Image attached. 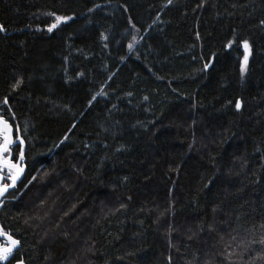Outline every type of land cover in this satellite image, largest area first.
<instances>
[{
  "label": "trees",
  "instance_id": "1",
  "mask_svg": "<svg viewBox=\"0 0 264 264\" xmlns=\"http://www.w3.org/2000/svg\"><path fill=\"white\" fill-rule=\"evenodd\" d=\"M0 25L3 264H264V0H0Z\"/></svg>",
  "mask_w": 264,
  "mask_h": 264
},
{
  "label": "snow or ice",
  "instance_id": "2",
  "mask_svg": "<svg viewBox=\"0 0 264 264\" xmlns=\"http://www.w3.org/2000/svg\"><path fill=\"white\" fill-rule=\"evenodd\" d=\"M171 2V0H169ZM52 15H55L54 13ZM71 17H56V23L51 24L48 27V31L51 32L54 28H56L57 24L63 20H69ZM3 25H0V31H3ZM131 48L132 45H129ZM243 47L245 49V55L243 57L244 65L247 64L248 54H249V43L248 41H243ZM208 65L205 64V68ZM242 71H244V67L242 66ZM17 85L13 87H18ZM99 95V93H98ZM95 99V97H93ZM3 103L7 105L8 99L4 98ZM241 102L238 100L235 104L237 110L241 108ZM67 139V137H65ZM18 142V143H17ZM25 141L22 137L16 136L13 137V125L9 123V120L2 114H0V181L4 180L3 172L7 170V179L11 181V183H0V196H3L10 187H14L16 181L19 179L21 174L24 172V168L22 163L25 159L24 153V145ZM17 145V160L14 162L12 159V145ZM35 179V177H33ZM0 236H4L7 238L8 243L6 245H0V260H7L9 255L13 252V249L19 244V241L16 240L10 233H6L0 228ZM261 244H264V240L260 241Z\"/></svg>",
  "mask_w": 264,
  "mask_h": 264
},
{
  "label": "water",
  "instance_id": "3",
  "mask_svg": "<svg viewBox=\"0 0 264 264\" xmlns=\"http://www.w3.org/2000/svg\"><path fill=\"white\" fill-rule=\"evenodd\" d=\"M13 137H14V136H13ZM21 178H22V174H21V176L19 177V179L16 181L15 186H14V187H10L9 190H8L6 193H4L3 196H0V207H1L2 203H3V201L8 197V195L18 187V185H19V183H20V181H21ZM0 183H3V181H0ZM0 239H1V240H6V241H7V238L4 237V236H0ZM19 248H20V242H19V244L13 249V252H12L11 254L16 253V252L19 250Z\"/></svg>",
  "mask_w": 264,
  "mask_h": 264
},
{
  "label": "flooded vegetation",
  "instance_id": "4",
  "mask_svg": "<svg viewBox=\"0 0 264 264\" xmlns=\"http://www.w3.org/2000/svg\"><path fill=\"white\" fill-rule=\"evenodd\" d=\"M0 114H2L3 115V112H2V110H0ZM9 123H11L10 121H9ZM12 124V123H11ZM13 136H14V138L16 137L15 136V128H14V126H13ZM18 143V142H17ZM12 159H13V161L15 162L16 160H17V145L16 144H13L12 145ZM22 166H23V168H24V172L22 173V178H23V176H24V173H25V159H24V161H23V163H22ZM6 172H7V170H4V172H3V175L4 174H6ZM5 177V176H4ZM22 178H21V180H22ZM21 182V181H20ZM3 183H11V181L10 182H7L6 180H5V178H4V180H3ZM7 199V198H6ZM5 199V200H6ZM4 200V201H5ZM3 201V202H4ZM15 254V253H14ZM5 262L4 263H7V262H9V259L6 261V260H4Z\"/></svg>",
  "mask_w": 264,
  "mask_h": 264
},
{
  "label": "rangeland",
  "instance_id": "5",
  "mask_svg": "<svg viewBox=\"0 0 264 264\" xmlns=\"http://www.w3.org/2000/svg\"><path fill=\"white\" fill-rule=\"evenodd\" d=\"M58 17V16H57ZM53 19H54V23H56V16L55 17H53ZM62 22V21H61ZM61 22H59L58 24H57V26H56V28L60 25V23ZM56 28H54L50 33H52ZM4 176H5V180L7 181V182H10V180H8L7 179V172H6V174H4ZM1 207H2V205H1ZM0 207V208H1ZM0 228H1V226H0ZM4 231V230H3ZM8 243V241H6V240H1L0 239V245H6ZM14 256V254H11V255H9V257H8V259L10 260L12 257ZM7 259V260H8ZM6 260V261H7ZM5 261L4 260H0V264H3ZM16 264H22L21 262H17Z\"/></svg>",
  "mask_w": 264,
  "mask_h": 264
},
{
  "label": "bare ground",
  "instance_id": "6",
  "mask_svg": "<svg viewBox=\"0 0 264 264\" xmlns=\"http://www.w3.org/2000/svg\"><path fill=\"white\" fill-rule=\"evenodd\" d=\"M34 24V23H33ZM160 25H162V24H160ZM21 122V121H20ZM30 161V160H29ZM62 178V177H61ZM61 181V180H60ZM1 214V213H0ZM1 223V222H0ZM20 246H21V244H20Z\"/></svg>",
  "mask_w": 264,
  "mask_h": 264
}]
</instances>
